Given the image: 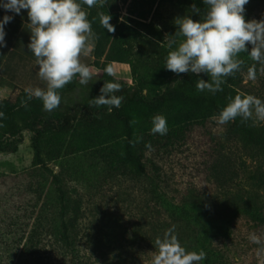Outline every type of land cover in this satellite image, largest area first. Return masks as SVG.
Segmentation results:
<instances>
[{
    "label": "rangeland",
    "instance_id": "obj_1",
    "mask_svg": "<svg viewBox=\"0 0 264 264\" xmlns=\"http://www.w3.org/2000/svg\"><path fill=\"white\" fill-rule=\"evenodd\" d=\"M205 7L202 0H107L103 7L85 6L98 23L105 53L100 61L110 55L132 64L146 99L168 85L183 92L186 99L173 109L152 114L125 103L118 114L100 116L103 127L82 120L70 132L36 136L29 130L33 123L60 110H78L99 81L98 69L87 85L78 77L66 85L60 106L51 112L35 98L22 106L26 96L20 90L0 95V144L23 138L16 152L0 151V264H71L77 255L88 264H151L155 241L173 225L188 251L206 252L201 264H264V245L249 239L255 233L264 241V221L254 223L245 213L256 207L264 218V159L236 139L234 121L220 125L211 119L228 104L226 91L264 100V64L241 52V69L226 77L223 91L215 94L197 91V79L207 80L205 74L177 75L164 68L176 47L169 43L182 39L174 37L176 19L190 15L200 20ZM101 12L112 16L114 32L101 26ZM245 18L264 20V0H249ZM143 39L158 44V51L141 52ZM253 63L255 81L247 79ZM121 64L128 76L116 72V77L132 89L133 69ZM187 113L194 118L168 123L173 114ZM158 114L167 118L164 136L151 133ZM74 202L81 206V219L67 248L60 216Z\"/></svg>",
    "mask_w": 264,
    "mask_h": 264
},
{
    "label": "clouds",
    "instance_id": "obj_2",
    "mask_svg": "<svg viewBox=\"0 0 264 264\" xmlns=\"http://www.w3.org/2000/svg\"><path fill=\"white\" fill-rule=\"evenodd\" d=\"M202 2L206 7L200 20H193L190 15L176 19L178 30L174 37L182 39L178 45L175 39L169 43V48L176 47L168 52L164 68L177 75L205 74L208 79H197L196 89L215 94L223 91L226 77L241 69V52L247 53L254 62L264 64V20H246L245 5L249 0ZM105 4L107 0H0V9L6 13L21 15L23 10L27 11L31 33L27 48L36 58L37 76L46 85L43 88L27 87L22 106L27 107L35 98L42 101L45 111H54L62 102L61 90L66 85L77 77L81 85H87L93 79L90 66L81 60L94 48L97 39L85 6L91 9ZM193 9L197 14L201 13L195 5ZM98 15L101 26L110 33L114 32L115 27L110 23L112 16L103 12ZM13 20V15H4L0 19V47L6 46L5 28ZM256 63L247 71V79L251 81L257 79ZM103 71L114 79L104 81L100 95L90 102L96 107H107L111 112L113 108L121 107L125 97L117 95L122 92V86L115 79L112 64L106 65ZM237 117L243 120L255 117L257 121H264V100L250 94H237L230 97L228 104L211 119L224 125ZM3 118L4 113L0 112V120ZM168 131L167 118L155 115L151 133L164 136ZM146 147L151 149V144ZM249 239L257 245H264L255 233L250 234ZM155 245L158 250L153 252L151 264H201L206 259L204 250L188 251L182 246L175 234V225L166 230L163 238H157Z\"/></svg>",
    "mask_w": 264,
    "mask_h": 264
},
{
    "label": "trees",
    "instance_id": "obj_3",
    "mask_svg": "<svg viewBox=\"0 0 264 264\" xmlns=\"http://www.w3.org/2000/svg\"><path fill=\"white\" fill-rule=\"evenodd\" d=\"M87 11L89 13L88 19L92 21L93 31L97 34V39L95 41L94 47V55L96 57L95 66L98 69L99 81L95 86L91 87L89 94L84 97L80 106L77 107V111L74 109H65L64 111L60 110L58 112H55L54 115L50 116L42 123H33L32 125H30L29 130L34 132L36 136L51 131L70 132L71 130H73L75 123L82 120L87 121L91 125L103 127V119L100 116L104 112H107L108 109L107 107H96L92 105L90 99L96 98L100 95V88L103 86L104 81L114 79V77L108 76L103 71V69L108 64H112L113 66L115 62L129 64L133 69V78L135 80V87L129 89L127 86H122V92L117 93V95H123L125 97L122 104H138L144 106L148 112L157 114L168 109H173L177 103L186 99L183 92L175 90L171 85H168L164 92L156 98L146 99L143 94L141 83L136 76V70L132 64L121 60H115L110 55H107L106 59L102 63L100 60L105 55V53L103 51L102 39L100 38L99 32L97 30L98 23H96V21H93L88 9ZM140 51L156 53L158 51V44L154 43V41L152 40L143 39L140 43ZM98 61L99 63H97ZM115 79L118 80L116 77ZM22 93L26 96V93L24 91H22ZM237 94L243 95L236 90L226 91V97L228 101L230 97L234 98ZM221 110L222 109H217V114H219ZM112 112L115 113L114 115H116L118 114V109L113 108ZM191 118H194V115H191L190 113L173 114L168 120V123L181 125L186 121L184 119ZM198 118H202V120H204V117L199 116ZM233 135L248 150L259 151L264 159V125L257 123L255 117L249 120H243L242 118L237 117L234 120ZM22 139V137H19L4 145L0 144V151L3 153L16 152L18 150L19 144L22 143ZM127 150L129 155L133 157L130 144H127ZM133 158L139 163L141 170L143 171V173H145L146 170L143 166L142 161L137 157ZM255 180L256 179L253 178V181ZM253 186H256V183H254ZM245 213L249 216L248 218H250L254 223H262L264 221V218L262 217V215H260V212L256 207H250L246 209ZM60 217L63 222V245L67 248H71L74 244L72 241L73 233L77 230L81 219V206L77 202H74L71 209H63L61 211ZM70 262L71 264H88L87 262L83 261V259L80 258L79 255H77L74 262L72 261V259L70 260Z\"/></svg>",
    "mask_w": 264,
    "mask_h": 264
},
{
    "label": "crops",
    "instance_id": "obj_4",
    "mask_svg": "<svg viewBox=\"0 0 264 264\" xmlns=\"http://www.w3.org/2000/svg\"><path fill=\"white\" fill-rule=\"evenodd\" d=\"M85 10L87 11L86 8ZM4 15H13L14 20L5 28L6 46L0 47V95H5L15 89L25 92V89L30 86L45 87V82L37 76L36 58L27 48L31 36L27 11L23 10L21 15H15L0 9V19ZM81 60L90 66L94 74L97 70L94 48L87 56H82ZM123 66L124 64L117 62L113 64L115 73L118 72L120 76L127 77L128 73Z\"/></svg>",
    "mask_w": 264,
    "mask_h": 264
}]
</instances>
